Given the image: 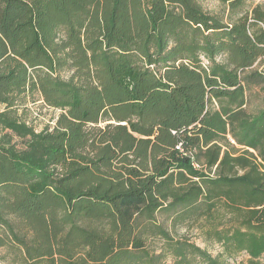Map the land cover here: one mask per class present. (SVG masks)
<instances>
[{
  "label": "trees",
  "instance_id": "trees-1",
  "mask_svg": "<svg viewBox=\"0 0 264 264\" xmlns=\"http://www.w3.org/2000/svg\"><path fill=\"white\" fill-rule=\"evenodd\" d=\"M263 62L261 5L226 22L197 0H0V247L22 264L256 262ZM38 102L60 111L40 131Z\"/></svg>",
  "mask_w": 264,
  "mask_h": 264
},
{
  "label": "rangeland",
  "instance_id": "rangeland-1",
  "mask_svg": "<svg viewBox=\"0 0 264 264\" xmlns=\"http://www.w3.org/2000/svg\"><path fill=\"white\" fill-rule=\"evenodd\" d=\"M200 5L210 14L217 15L226 22L235 20L245 12H251L257 5L264 6V0H246L242 8H240L237 13L231 14L227 5L223 4L220 0H197ZM256 68L263 70L264 62L256 66ZM67 77V74L63 75ZM1 110V107H0ZM60 114V111L46 107L42 102L29 105V111L27 113V120L29 124L33 125L37 131H40L46 126H53L55 124L56 118ZM157 220L164 224L166 228L175 237H186L190 241L195 242L201 248L208 250L212 255L217 256L221 253L222 249L219 245L205 242L203 233L198 229V227L191 225V223L186 225L176 226L165 214H158ZM3 234V229L0 226V236ZM154 247H160L161 244L158 241L153 243ZM0 264H22V258L19 252L12 253L8 248L0 247ZM169 264H172L169 261ZM222 264H264V255L252 262L250 256L243 252L236 254L233 257H225L222 259Z\"/></svg>",
  "mask_w": 264,
  "mask_h": 264
},
{
  "label": "crops",
  "instance_id": "crops-1",
  "mask_svg": "<svg viewBox=\"0 0 264 264\" xmlns=\"http://www.w3.org/2000/svg\"><path fill=\"white\" fill-rule=\"evenodd\" d=\"M0 107H1V110H0V112L3 110V107L0 105Z\"/></svg>",
  "mask_w": 264,
  "mask_h": 264
}]
</instances>
